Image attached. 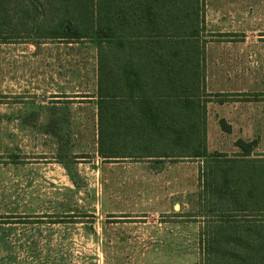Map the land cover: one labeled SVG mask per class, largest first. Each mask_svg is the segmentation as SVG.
Listing matches in <instances>:
<instances>
[{
    "label": "rangeland",
    "instance_id": "1",
    "mask_svg": "<svg viewBox=\"0 0 264 264\" xmlns=\"http://www.w3.org/2000/svg\"><path fill=\"white\" fill-rule=\"evenodd\" d=\"M72 44L69 59L60 53L51 62L50 52L0 42V264H201L204 223L192 216L201 163L102 162L96 99H80L97 94V47ZM243 71L264 80L263 62ZM80 74L90 87H73L69 96L55 99L46 87ZM63 172L76 174L81 190L64 209L74 212L69 219L51 214L56 198L41 194L45 185H61L45 174ZM61 223L74 229L64 232Z\"/></svg>",
    "mask_w": 264,
    "mask_h": 264
},
{
    "label": "trees",
    "instance_id": "2",
    "mask_svg": "<svg viewBox=\"0 0 264 264\" xmlns=\"http://www.w3.org/2000/svg\"><path fill=\"white\" fill-rule=\"evenodd\" d=\"M204 29V0H0L2 43L96 44L104 162H202L192 215L204 223L201 264H264L255 142L237 141V156L208 152Z\"/></svg>",
    "mask_w": 264,
    "mask_h": 264
},
{
    "label": "crops",
    "instance_id": "3",
    "mask_svg": "<svg viewBox=\"0 0 264 264\" xmlns=\"http://www.w3.org/2000/svg\"><path fill=\"white\" fill-rule=\"evenodd\" d=\"M204 6L205 29L203 40L206 42L205 90L206 94L211 96L209 97L210 101L207 103L208 152L225 154L229 157L237 156L243 154L241 148L237 146V141L255 142L249 158L263 160L264 162V89L261 88V86H264V80H251L250 76H247L243 71L253 68L254 63H264V41L262 42V38L264 39V0H204ZM48 42L70 44H45ZM73 42L85 41L46 40L36 41L35 43L32 40H19L4 44L26 43L28 44L26 47H29L30 52L42 49L44 52L52 54L51 62H58L61 59L60 53H68L65 58L69 59L70 52L77 47L71 46ZM96 61L97 83L95 85L97 88L98 49ZM80 70V73L84 72L82 67ZM65 76V78L59 76V78H55L56 80L46 85L50 93L56 96L55 99H61L59 96L64 94L67 96L71 95L73 93L71 88L73 87L80 88L82 86L86 88V85H89L81 74L77 77L79 80ZM93 87L94 82H91V88ZM74 93L78 95V92ZM82 93H84V96H91L80 99H89V101L96 99L95 104L97 107V94L94 93L92 95L86 91ZM96 146V154L99 157L98 126ZM119 161L133 160L125 159ZM143 161L153 162L155 160L145 159ZM177 161H188V159H178ZM102 162L104 161L102 160ZM169 162L176 161L167 159L153 163L163 164ZM199 163L202 164L201 161ZM44 177H46L43 178L44 181L61 182L58 188L45 185L41 192L43 197L47 198V196L53 194L52 196L56 198L53 202L58 206L56 205L57 208H53L51 214H54V216L58 215L59 219L64 217L69 219V215H74V212L64 209L71 207V204L75 203L76 198L81 193V190L76 189L77 175L63 172L45 174ZM83 179L86 181L84 176ZM82 202L83 206H85V197ZM81 224L84 225V223ZM60 225L64 232L74 229V223H61ZM83 230H85V227H83ZM88 238L90 239V236ZM63 239L67 241L68 238H61V240ZM77 239L81 240L82 238Z\"/></svg>",
    "mask_w": 264,
    "mask_h": 264
}]
</instances>
